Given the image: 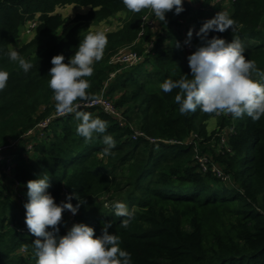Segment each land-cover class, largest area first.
<instances>
[{"label":"trees","instance_id":"trees-1","mask_svg":"<svg viewBox=\"0 0 264 264\" xmlns=\"http://www.w3.org/2000/svg\"><path fill=\"white\" fill-rule=\"evenodd\" d=\"M68 3L90 6L79 15L86 20L126 12L122 26L105 33L108 43L103 58L94 63L93 75L84 78L90 83L87 91L94 97L106 84V93L115 96V103L135 126L152 137L175 141L133 139L129 127L119 125L106 111L81 107L78 110L108 123L104 134L94 133L86 141L76 131L80 121L75 113L57 116L45 136L36 138L25 153L21 135L55 110L48 86L52 57L62 54L68 63L87 34L78 25L58 32L63 18L56 7ZM183 8L180 15L192 14L188 1ZM230 8L235 31L196 35L199 47L213 36L227 42L238 38L245 57L264 72V0H231ZM200 10L198 32L215 16ZM145 11L130 12L122 0H0V70L9 73L7 86L0 91V146L19 139L3 151L15 153L14 169L7 172L6 162L0 161V264H36V237L25 224L24 204L29 199L27 182L45 175L50 184L46 193L57 204L69 202L67 197L74 193L85 201L75 214L77 224L92 227L100 236L103 223L112 222L109 232L120 236V247L131 254L132 264H264V116L253 122L246 114L241 118L221 114L219 129L210 132L207 121L215 115L199 108L181 115L174 99L179 89L165 93L160 88L167 79L192 78L181 43L163 44L165 24L174 21L175 10L166 13L159 31L147 25L139 37ZM37 12L40 23L35 36L15 47L33 65L25 73L7 53L21 27ZM154 36L143 61L109 78L119 67L109 59L120 47L134 43L143 52L145 42ZM227 125L232 130L223 143L219 132ZM103 135H112L116 142L111 155L102 153ZM188 138L191 141H185ZM196 144L223 167L228 179L199 168L193 157ZM76 195L70 201L74 206L80 202ZM116 202L125 203L134 213L127 229L120 226L125 218L115 215ZM69 216L65 210L58 236L66 235L75 224Z\"/></svg>","mask_w":264,"mask_h":264},{"label":"clouds","instance_id":"clouds-1","mask_svg":"<svg viewBox=\"0 0 264 264\" xmlns=\"http://www.w3.org/2000/svg\"><path fill=\"white\" fill-rule=\"evenodd\" d=\"M126 9L140 13L147 9L154 13L157 20L165 22V15L175 10L179 15L184 11L183 0H122ZM191 2V0H189ZM148 17L146 16L145 19ZM235 21L229 18L225 11L218 12L212 19L203 23L197 36L206 37L209 31L223 33L234 28ZM193 30L189 29L186 44L190 43ZM108 39L104 31H87L80 42L78 50L65 63V57L58 54L52 57L48 75V86L53 92L56 112L61 115L75 113L80 121L77 133L86 141L93 139L94 133L104 134L108 123L100 118H93L91 113L80 111L82 106L88 107L95 103V97L88 93L90 83L85 77L93 75V65L104 55ZM179 48V43L176 44ZM245 49L238 38L227 42L223 38L213 36L206 41L205 46L188 56L191 77L182 75L179 80H165L160 88L165 92L179 89L175 102L179 105V113L185 115L201 112L208 115H229L241 118L245 114L253 122L264 116V72H261L256 61L249 60L244 55ZM7 56L18 62L19 67L27 73L32 63L20 56L15 47L9 45ZM259 77L260 79H256ZM9 79L7 71L0 70V91H3ZM78 101L80 103H78ZM103 155H111L116 142L112 135H103ZM28 202L25 224L29 232L36 237L33 242L36 264H132L131 254L120 247V236L112 234L109 229L111 221L103 223L100 236L95 230L85 224H74L66 235L58 236L59 225L63 213L68 210L75 215L81 204L85 203L76 195L80 202L75 206L70 202L57 204L54 198L46 193L50 187L49 177L44 176L27 182ZM115 215L124 217L121 227L127 229L134 213L122 202L113 205ZM51 228L52 231H48Z\"/></svg>","mask_w":264,"mask_h":264},{"label":"built area","instance_id":"built-area-1","mask_svg":"<svg viewBox=\"0 0 264 264\" xmlns=\"http://www.w3.org/2000/svg\"><path fill=\"white\" fill-rule=\"evenodd\" d=\"M187 1L189 2V0H183V4ZM203 1L204 0H191V2H189L193 8V10L191 12L192 14L195 12L196 9H198L200 7L203 8L206 6V4H209V3L211 5H214V4L225 2V1L228 2L229 4L231 2V0H211L206 4H203ZM222 11L228 12L229 10L222 9ZM192 14L189 16H183L180 14L176 15L175 11H174L172 13V20H174V21L172 22L171 20H169L168 23L165 24L166 30L171 28V27H175V26L181 27L180 32H181V36L183 39L182 40V47H183V50L187 56L194 53L197 50V48L200 46L199 42L196 40V33L198 32V26H197V24H195V22L192 21L194 19ZM146 16L148 17L147 19H145ZM33 25H35V24L29 23L28 24V28H29L28 30H30V28H33ZM147 25L152 30H154V32H157L158 29L160 30V28L163 26L161 24V22L159 20H157L154 13H151L149 10L146 9V11L142 15L141 30L139 32V37H140V35H142L144 33V31L147 28L146 27ZM189 29L193 30V35H192L190 43L186 44L185 41L188 39L187 33H188ZM154 38H155V36L153 37V39H149L145 42V50L143 52H139L137 49H135L133 46L134 43L120 47L110 57L109 63L130 66V65H134V64H137V63L143 61L144 53L146 51H149L154 44ZM115 72H112V73L115 74ZM105 87H106V84L102 87L100 92L94 96L95 97V103L91 104V106H88V107H94L97 109H102V110L106 111L108 114H110L118 122L119 125L129 127V129L131 130L130 136L133 139H137L138 137L142 136V137L150 139L151 141H157V140L158 141L162 140L165 142L166 141L167 142L175 141L173 139H161V138L152 137V136L146 134L139 127L135 126L133 124V122H131L127 118L126 113L124 111V108L121 106H118L115 103V99L106 93ZM78 103H80V102L78 101ZM57 116H61V115H59L55 109L51 114L46 116L44 119L38 121L33 127L29 128L28 130H26L21 135V138H24V144H25V148H26L25 153L30 152V150L33 148V144H34V141L36 138H42L43 136H45L46 128L52 122V120ZM189 139L190 138L186 139L185 141H188ZM227 139H228V136H227V138H223L222 139L223 143L227 142ZM18 141H19V139L17 138V139H14L9 144L0 146V161L3 160L6 162V171L7 172H11L14 169L13 167L16 164V161H15L16 155L14 152L8 153V152H3V151L6 149L9 150V148L11 146L15 145ZM189 141H191V140H189ZM193 157L195 158L196 162L198 163V165L201 167L202 170L208 171L210 169L213 172V174L220 177L221 179H223V180L228 179V175L224 172L223 167L220 164H218L217 162H215L213 159H211V156L209 154L201 152L200 150H198L197 144L195 145ZM16 184L18 185L19 182L17 181ZM18 195L21 198L23 196V193H21L19 191ZM69 213H70L71 220L74 221L75 224H77V221L75 219V215H73L71 212H69Z\"/></svg>","mask_w":264,"mask_h":264},{"label":"rangeland","instance_id":"rangeland-1","mask_svg":"<svg viewBox=\"0 0 264 264\" xmlns=\"http://www.w3.org/2000/svg\"><path fill=\"white\" fill-rule=\"evenodd\" d=\"M221 3H222V5L220 3L215 5L217 10H212V14H211V12L208 14L209 15H216L218 12L222 11V9L229 10L227 12L229 14L231 11L230 4L226 1L224 3L223 2H221ZM211 6L214 8L213 5H211ZM216 8H214V9H216ZM89 9H90V6L78 5L76 3H68L65 5L57 6L55 12H59L63 18V22L60 25V27L58 28V32H60V34H63L64 32H67L69 30V28H71V26L78 25L79 28L81 29V32L104 31L105 33H107L110 31H115L118 28H120L123 24V19L126 15L125 11H118L117 13L112 14L108 17L101 18V19H94V20H86V19L79 16L80 14H85L86 12H88ZM194 14H197V12L195 11L192 14L193 18L196 19L197 16ZM39 15H40V12H37L33 18H30L28 21H26V23L21 27V32H20L19 36L10 45H12L13 47L22 46L23 44L30 41L35 36L36 27L40 23ZM29 23L35 24V25H33V28H30V30H28L29 29L28 28ZM158 31H159V29H158ZM165 31H166V38H170V40H171L170 42H172V43L173 42H179L182 45L183 39H182L181 32H180L181 27L175 26V27H171ZM163 44H167V43H165V41L163 40ZM127 67L128 66L119 64V67L116 70H114L113 72H115L117 70H123ZM112 76H114L113 73L110 74L109 78H112ZM114 98H115V96H114ZM220 116L221 115L213 116L210 119H208L207 127H208V130L210 132H212L214 129H217V130L219 129ZM231 130H232V128L229 125H227L222 130H220L219 135H221L220 136L221 142H223L222 141L223 138H227V136L231 132ZM213 141H211V142L214 143ZM215 149L218 151V148H215ZM198 150H200L199 146H198ZM209 155H211V154H209ZM199 168L201 169L200 166H199ZM1 179L3 182H7L6 178L2 177ZM70 220H71V218H70Z\"/></svg>","mask_w":264,"mask_h":264},{"label":"crops","instance_id":"crops-1","mask_svg":"<svg viewBox=\"0 0 264 264\" xmlns=\"http://www.w3.org/2000/svg\"><path fill=\"white\" fill-rule=\"evenodd\" d=\"M224 3V2H223ZM218 4V3H217ZM217 4H214L213 6H214V8H216V6L215 5H217ZM221 5H222V3H220ZM212 6H211V4H206V6L205 7H203V8H198V9H196L195 11H197V14H196V16H197V18H199L200 17V13H199V10L203 13V14H208V13H210L211 12V14H212V10H217V8L216 9H214ZM222 8V7H221ZM195 15V14H194ZM192 21H194L195 22V24H197V22H196V19H194V20H192ZM164 41H165V43H169L171 40H170V38H166V35H165V39H164Z\"/></svg>","mask_w":264,"mask_h":264},{"label":"water","instance_id":"water-1","mask_svg":"<svg viewBox=\"0 0 264 264\" xmlns=\"http://www.w3.org/2000/svg\"><path fill=\"white\" fill-rule=\"evenodd\" d=\"M232 29V28H231Z\"/></svg>","mask_w":264,"mask_h":264}]
</instances>
